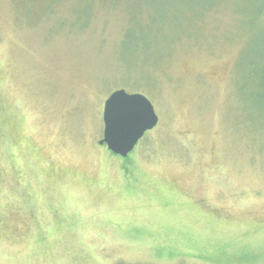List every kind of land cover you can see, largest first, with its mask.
<instances>
[{"label": "rangeland", "instance_id": "rangeland-1", "mask_svg": "<svg viewBox=\"0 0 264 264\" xmlns=\"http://www.w3.org/2000/svg\"><path fill=\"white\" fill-rule=\"evenodd\" d=\"M0 264H264V0H0Z\"/></svg>", "mask_w": 264, "mask_h": 264}, {"label": "water", "instance_id": "water-1", "mask_svg": "<svg viewBox=\"0 0 264 264\" xmlns=\"http://www.w3.org/2000/svg\"><path fill=\"white\" fill-rule=\"evenodd\" d=\"M104 133L100 145L127 158L145 134L153 130L159 118L151 102L141 94L114 92L105 102Z\"/></svg>", "mask_w": 264, "mask_h": 264}]
</instances>
